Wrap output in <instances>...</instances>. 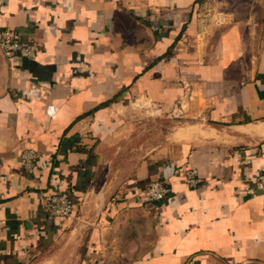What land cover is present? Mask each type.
Masks as SVG:
<instances>
[{
	"label": "crops",
	"instance_id": "1",
	"mask_svg": "<svg viewBox=\"0 0 264 264\" xmlns=\"http://www.w3.org/2000/svg\"><path fill=\"white\" fill-rule=\"evenodd\" d=\"M247 1L212 26L206 0H0V28L36 44L0 50V264H264V0ZM178 114L187 136L144 152L146 119ZM61 191L76 207L51 216Z\"/></svg>",
	"mask_w": 264,
	"mask_h": 264
},
{
	"label": "built area",
	"instance_id": "2",
	"mask_svg": "<svg viewBox=\"0 0 264 264\" xmlns=\"http://www.w3.org/2000/svg\"><path fill=\"white\" fill-rule=\"evenodd\" d=\"M203 15L205 14L202 13L201 17L205 21ZM0 50L6 58H11L15 55L30 59L36 57V44L24 43L19 30L10 27L0 28ZM38 157L39 154L36 150L24 149L20 154L19 160L26 170L32 171ZM182 175L190 187H196L202 182V178L196 168H187L183 170ZM260 179L264 183V175H261ZM170 192L169 183L163 179H154L146 187L149 201L163 200ZM46 205L51 216H70L76 207L74 200L66 191L49 194L46 197ZM99 264H103V261H100Z\"/></svg>",
	"mask_w": 264,
	"mask_h": 264
},
{
	"label": "rangeland",
	"instance_id": "3",
	"mask_svg": "<svg viewBox=\"0 0 264 264\" xmlns=\"http://www.w3.org/2000/svg\"><path fill=\"white\" fill-rule=\"evenodd\" d=\"M246 11H248L247 0H206V5L203 9V13L205 14L203 15L205 17L204 23L214 26L215 23L231 22L234 19L246 15ZM191 120L193 119L185 117L182 114L173 117L162 115L155 120L147 118L143 136L145 142L144 152L150 150V148L163 139L168 132L173 131L175 128L178 129V127L185 125Z\"/></svg>",
	"mask_w": 264,
	"mask_h": 264
},
{
	"label": "bare ground",
	"instance_id": "4",
	"mask_svg": "<svg viewBox=\"0 0 264 264\" xmlns=\"http://www.w3.org/2000/svg\"><path fill=\"white\" fill-rule=\"evenodd\" d=\"M263 124H264V123H263ZM263 124H262V126H263ZM193 125H195V124H193ZM198 126H199V124L196 125V126H191V128H196V127H197L199 130H202V128H201L202 126H201V125H200L201 127L199 126L201 129H200ZM252 126H253V125H252ZM252 126H251V127H252ZM180 128H181V127H180ZM254 128H255V126H254ZM189 129H190V128L187 129V127L184 128V126H183V127L177 132V133H178L179 135H182V137H183L184 135L188 134V131H190ZM212 129H213V128H212ZM176 130H177V129H176ZM200 132H202V133L205 134V131H204V130H203V131H200ZM241 132H242V131H241ZM209 133H210V132H209ZM212 133H213V131H212ZM200 134H201V133H200ZM206 134H207V133H206ZM208 135H209V134H208ZM171 136H172V135H171ZM186 136H187V135H186ZM178 137H179V136H178Z\"/></svg>",
	"mask_w": 264,
	"mask_h": 264
}]
</instances>
